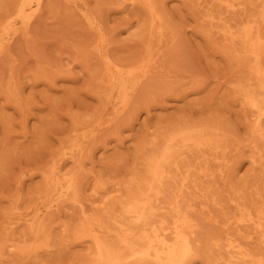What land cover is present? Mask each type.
I'll use <instances>...</instances> for the list:
<instances>
[{"label": "rangeland", "instance_id": "rangeland-1", "mask_svg": "<svg viewBox=\"0 0 264 264\" xmlns=\"http://www.w3.org/2000/svg\"><path fill=\"white\" fill-rule=\"evenodd\" d=\"M0 264H264V0H0Z\"/></svg>", "mask_w": 264, "mask_h": 264}, {"label": "bare ground", "instance_id": "bare-ground-1", "mask_svg": "<svg viewBox=\"0 0 264 264\" xmlns=\"http://www.w3.org/2000/svg\"><path fill=\"white\" fill-rule=\"evenodd\" d=\"M259 65V64H258ZM145 195V194H144ZM145 201V200H144ZM127 207V206H126ZM131 206L129 205V208H130ZM127 210H128V207H127ZM129 214V213H128ZM153 252V251H152ZM166 255V254H165Z\"/></svg>", "mask_w": 264, "mask_h": 264}]
</instances>
